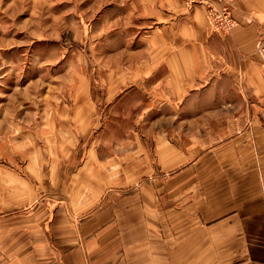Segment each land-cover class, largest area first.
I'll list each match as a JSON object with an SVG mask.
<instances>
[{"label":"rangeland","instance_id":"obj_1","mask_svg":"<svg viewBox=\"0 0 264 264\" xmlns=\"http://www.w3.org/2000/svg\"><path fill=\"white\" fill-rule=\"evenodd\" d=\"M184 1L201 6L211 33L235 27L213 9L238 25L229 0ZM135 12L125 0H0V191L56 203L64 220L106 203L139 204L146 218L149 204L196 198L208 180L191 174L233 156L228 127L242 122L243 101L213 100L207 84L179 95L139 67L153 52ZM254 48L264 64L263 34Z\"/></svg>","mask_w":264,"mask_h":264},{"label":"crops","instance_id":"obj_2","mask_svg":"<svg viewBox=\"0 0 264 264\" xmlns=\"http://www.w3.org/2000/svg\"><path fill=\"white\" fill-rule=\"evenodd\" d=\"M125 1L149 27L153 55L139 67L179 95L207 84L213 100L243 101L233 114L242 122L228 127L233 156L212 157L218 171L191 174L208 180L203 191L197 183L196 198L169 196L149 204L146 218H138L139 204L106 203L81 222L64 220L58 204L33 206L28 191L5 188L0 264H264V64L254 48L264 35V0H229L238 25L225 34L208 31L201 6L189 11L184 0Z\"/></svg>","mask_w":264,"mask_h":264},{"label":"built area","instance_id":"obj_3","mask_svg":"<svg viewBox=\"0 0 264 264\" xmlns=\"http://www.w3.org/2000/svg\"><path fill=\"white\" fill-rule=\"evenodd\" d=\"M211 13H213L218 18V20H221L219 23L222 24L228 30L237 24L236 20L230 15H227L225 11H217L213 9L210 10V14Z\"/></svg>","mask_w":264,"mask_h":264},{"label":"bare ground","instance_id":"obj_4","mask_svg":"<svg viewBox=\"0 0 264 264\" xmlns=\"http://www.w3.org/2000/svg\"><path fill=\"white\" fill-rule=\"evenodd\" d=\"M236 26V25H235Z\"/></svg>","mask_w":264,"mask_h":264}]
</instances>
